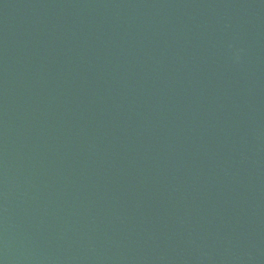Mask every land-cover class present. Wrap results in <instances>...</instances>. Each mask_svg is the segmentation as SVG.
I'll return each mask as SVG.
<instances>
[{
  "label": "water",
  "instance_id": "1",
  "mask_svg": "<svg viewBox=\"0 0 264 264\" xmlns=\"http://www.w3.org/2000/svg\"><path fill=\"white\" fill-rule=\"evenodd\" d=\"M0 264H264V0H0Z\"/></svg>",
  "mask_w": 264,
  "mask_h": 264
}]
</instances>
